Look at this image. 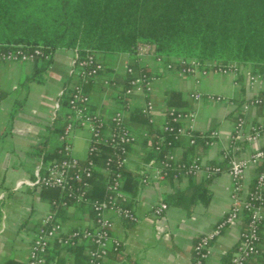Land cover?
I'll return each instance as SVG.
<instances>
[{"label":"crops","instance_id":"0c3cea01","mask_svg":"<svg viewBox=\"0 0 264 264\" xmlns=\"http://www.w3.org/2000/svg\"><path fill=\"white\" fill-rule=\"evenodd\" d=\"M71 55L69 50H57L46 69H40L37 62L0 61V264H26L35 231L51 209L53 188L38 189L24 180L32 181L41 157L46 159L47 152H39V147L49 139L50 117L57 93L63 83L71 79ZM129 59L126 53L103 56L108 73L99 75L89 87L92 111L110 115L118 109L120 104L115 92L105 88L102 79L108 76L123 82ZM139 63L146 68L150 77L151 90L146 97L140 94L133 96L129 111L140 108L145 98L150 99L155 107L151 124L160 131L168 93L177 92L183 106L174 107L193 114L191 120L184 122L185 125L191 124L193 132H217L212 144L195 146L193 153L187 154L186 161L200 155L209 163L226 166L221 160V152L228 146L236 116L244 113L242 105L246 101L250 69L240 67L241 72L237 77L212 71L199 72L194 77L182 75L175 66L167 65L152 54L140 57ZM196 93L203 97L195 99L193 95ZM261 93L264 95L263 91ZM210 94L225 99L207 100L205 95ZM244 117L254 123L259 120L264 122V104L250 107ZM79 131L86 132L84 129ZM134 131L142 137V131ZM53 139L59 141L56 137ZM255 148H264V137L253 144H244L242 153L245 155ZM145 152L146 147L136 141L130 150L128 172H139L143 166L155 160H146ZM172 152L181 158L184 150L177 145ZM85 156L86 150L85 155L79 158ZM256 171L255 168H247L243 178L245 188L252 186ZM191 182L202 183L206 189L192 205L167 203L160 216L153 213L152 208L158 201H164L176 191L187 192ZM231 189V179L225 172L210 179L204 174H196L179 181L150 180L137 190L134 197H129L130 208L137 216V222L113 216L111 234L122 241V248L117 256L107 258L103 264H192L195 239L213 228L225 214L231 202ZM57 219L71 229L88 224L91 217L84 206L69 205L62 209ZM239 229L238 225L224 228L211 242L210 255L203 264H228ZM263 236L259 261L264 260ZM62 253L65 262L68 259L67 262L72 263V256ZM252 264H256L255 261Z\"/></svg>","mask_w":264,"mask_h":264},{"label":"built area","instance_id":"2783aa9c","mask_svg":"<svg viewBox=\"0 0 264 264\" xmlns=\"http://www.w3.org/2000/svg\"><path fill=\"white\" fill-rule=\"evenodd\" d=\"M138 56L142 57L151 51L149 45H139L136 49ZM69 74L75 76L66 87H61L57 93L54 110L50 117L53 122L61 109L60 98L67 96L69 105L64 116L62 133L58 139L62 148L61 158L45 162L41 157L35 168L34 179L24 180L31 187L38 189H59L63 196L61 205L67 208L69 201L76 204L87 202V193L92 187L94 173L97 170L96 157L103 158L102 172L107 178L105 194L102 198L92 200L93 216L90 222L84 226L65 230L62 223L56 217V210L50 209L41 220L34 237L32 238L26 264H46V254L54 247L61 249L73 248L77 245L86 247L85 264H102L109 253H120L122 241L111 234L113 216L131 222H137L134 211L125 206L128 201L123 192L122 169L130 162L129 147L133 146L139 135L132 132L124 122V113L132 108V97L135 95L147 96L150 92V77L146 73H135L131 66H125L128 83L118 82L114 77H104L103 85L113 90L121 98V110L112 115L90 110V96L85 91L84 85L94 82L101 71L105 69L102 60L92 54L84 57L78 56L76 50H72ZM53 53L45 52L41 47H29L21 44L0 46V61L9 62H33L37 58L51 60ZM179 72L182 75L197 76L199 72L212 71L217 74L239 75L240 67L221 63H207L201 66L195 59H181ZM259 91L257 92V89ZM264 73H248L246 85V101L242 105L245 113L250 107L260 106L264 101ZM195 99L203 96L199 93L193 95ZM207 100L222 101L225 98L220 95H205ZM141 113L152 123V115L155 110L150 99L145 98L140 107ZM244 113L235 118L234 128L229 137L228 146L221 152V160L226 166L207 162L202 156L196 155L189 161H181L174 152H166L163 156L139 171L140 186H146L150 180L179 181L183 178L204 174L206 178H213L220 173H227L232 182L230 193V205L216 223L207 232L198 236L193 243V263L203 264L210 255V244L217 238L224 228L239 226V234L234 251L231 253L228 264H246L253 260L256 264H264L260 260V225L264 219V148H255L243 155L244 144H253L264 137V122L256 123L248 121ZM193 117L192 113L183 112L175 107H166L163 111L161 130L172 135L174 139L182 136L190 138V144H194L192 137V125H185V121ZM110 119L111 122H107ZM84 129L88 133L86 145V159L73 154L72 137L76 130ZM201 138H208L206 144H212L217 136L216 131L198 132ZM143 138H148L147 132H142ZM170 139L160 135L155 139L156 148L161 144H171ZM101 146L111 149L109 154L103 156ZM241 152V154H240ZM247 168L257 169L256 178L250 188H245L243 178ZM57 200L52 201L54 205ZM167 208L164 201H158L152 211L160 216ZM68 260V259H67ZM66 260L65 264L68 263ZM49 264H59L57 260Z\"/></svg>","mask_w":264,"mask_h":264},{"label":"trees","instance_id":"16d2710c","mask_svg":"<svg viewBox=\"0 0 264 264\" xmlns=\"http://www.w3.org/2000/svg\"><path fill=\"white\" fill-rule=\"evenodd\" d=\"M18 44L41 47L53 55L57 50H76L80 57L92 54L101 60L106 54L126 53L130 58L127 65L135 73L147 74L146 68L139 63L140 56L136 51L139 45L145 44L151 46L148 54L178 70L181 59H195L201 66L207 63L233 64L250 69L251 73H264V0H0V46ZM33 62L40 63V69H46L50 63L40 58ZM104 72L108 73L104 69L99 75ZM70 77L61 87L76 80L75 76ZM129 79L124 80L125 84ZM92 83L84 85L88 94ZM116 98L120 105L115 111L121 110L122 102L119 95L116 94ZM60 103L61 112L49 125V139L39 147V152H47L45 161L61 158V143L53 138H58L63 130L64 116L69 108L67 96L60 98ZM89 106L92 110L91 102ZM174 106L182 107L183 101L177 92L170 91L167 107ZM129 110L124 113L126 126L132 132L137 129L147 131L149 135L148 138H137L142 147H146L145 159L148 161L172 152L177 145L184 150L183 157L179 159L186 161L187 154L193 153L195 146L209 145L206 144L208 138H201L198 132H193L194 144H190V138L186 136L174 139L169 133L154 129L141 113V108ZM160 135L172 140L171 144H161L156 148L154 141ZM101 150L103 156L111 151L106 146H101ZM85 159L86 156L81 162L84 163ZM95 161L97 170L87 193V202H68V205L84 206L91 218L92 200L102 198L107 185V178L102 172L104 157H96ZM122 176V190L128 197L125 206L130 208L129 197H134L140 189L141 175L139 172H128L126 166L122 169ZM51 190L53 201L57 200L51 208L56 210L58 218L65 196L59 189ZM205 190L204 184L191 182L187 192L176 191L168 195L164 202L192 205ZM262 234L264 219L260 225V239ZM85 250L83 245L68 249L54 245L46 254V264L53 260L65 264L62 252L72 256L71 264H85ZM118 254L109 253L107 258ZM252 263L253 260L246 262Z\"/></svg>","mask_w":264,"mask_h":264},{"label":"rangeland","instance_id":"374dc122","mask_svg":"<svg viewBox=\"0 0 264 264\" xmlns=\"http://www.w3.org/2000/svg\"><path fill=\"white\" fill-rule=\"evenodd\" d=\"M87 132H81L79 130H76L72 137V144H73V154L82 157L85 155L86 145L88 141V133ZM63 228L65 230H68L67 227L62 224Z\"/></svg>","mask_w":264,"mask_h":264}]
</instances>
